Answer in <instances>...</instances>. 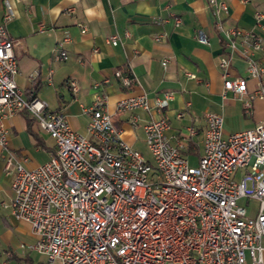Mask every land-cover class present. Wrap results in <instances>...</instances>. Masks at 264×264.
<instances>
[{
  "label": "built area",
  "instance_id": "built-area-1",
  "mask_svg": "<svg viewBox=\"0 0 264 264\" xmlns=\"http://www.w3.org/2000/svg\"><path fill=\"white\" fill-rule=\"evenodd\" d=\"M209 4L216 14L228 12L222 1ZM14 16L6 0L0 23V148L14 193L10 204L2 206H9L17 220L28 222L34 236L22 249L44 255L46 264H264V122L224 135L222 116L205 111L202 154L196 165H190L183 151L197 127L190 125L183 137L172 139L168 118L154 116L168 105L171 93L152 99L145 93L129 95L116 101L113 113L107 96L97 94L83 108L89 115L86 134L78 133L63 112L48 111L44 101L32 92L23 96L17 87L15 43L6 28ZM256 18L262 15L256 13ZM213 27L226 49L218 64L224 91L243 97L247 77L257 81L244 100L249 108L252 99L264 97V66L253 58L264 48L263 38L252 29L226 27L218 16ZM195 38L208 43L202 29L196 30ZM118 40L116 34L106 39L111 44ZM68 41L65 33L56 42V61L67 59ZM238 46L247 63L246 76L230 78ZM114 74L124 86L134 81L129 70ZM68 84L76 93V81ZM136 109L148 115L142 129L152 162L125 141L124 130L113 120L114 114L129 113L128 123L134 127L140 121ZM22 111L55 142L50 158L35 168H26L9 146L4 122ZM182 116L183 112L176 114ZM242 199L258 202L254 215L239 204Z\"/></svg>",
  "mask_w": 264,
  "mask_h": 264
},
{
  "label": "crops",
  "instance_id": "crops-1",
  "mask_svg": "<svg viewBox=\"0 0 264 264\" xmlns=\"http://www.w3.org/2000/svg\"><path fill=\"white\" fill-rule=\"evenodd\" d=\"M5 1L0 0V23ZM8 1L15 11L6 28L15 43L17 87L23 96L32 92L44 101L48 111L63 112L78 133L86 134L89 115L83 108L97 94L107 96L108 109L113 113L116 101L129 95L145 93L152 99L171 93L168 105L154 116L168 118L167 134L172 139L183 137L190 125L197 127L198 133L186 139L183 151L188 160L194 158L196 162L202 154L205 111L222 116L224 135L264 122V97L252 99L249 108L244 105L257 85L255 79L247 77L243 97L224 91L218 64L226 49L221 33L213 27L218 16L226 27L255 30L264 41V0H217L228 6L227 13L218 14L209 0ZM256 13L262 15L259 21ZM197 29L206 33L207 44L196 40ZM65 33L69 35L64 45L68 57L56 61L54 48ZM113 34L119 37L116 44L106 41ZM158 36L161 40H156ZM238 47L232 55L230 78L246 76L247 63ZM253 58L264 66V48L254 52ZM163 59L168 60L165 65ZM117 69L132 73L134 81L130 86H124L115 76ZM70 80L77 83L76 93L68 84ZM262 82L264 88V78ZM179 112H183L181 118L176 117ZM134 113L140 117L134 127L128 123L129 113L113 116L114 123L124 132L132 129L124 138L131 145L136 139L135 131L142 129V123L148 119L142 109ZM4 123L9 146L24 160L26 168L46 162L55 151L53 138L26 111ZM240 175L241 171H237L235 177ZM13 196L11 177L4 173L0 148V264L5 260L13 264H46L44 255L21 248L22 244L32 243L34 236L28 222L17 220L9 206H2L9 205ZM242 200L248 214L254 215L258 202Z\"/></svg>",
  "mask_w": 264,
  "mask_h": 264
},
{
  "label": "rangeland",
  "instance_id": "rangeland-1",
  "mask_svg": "<svg viewBox=\"0 0 264 264\" xmlns=\"http://www.w3.org/2000/svg\"><path fill=\"white\" fill-rule=\"evenodd\" d=\"M130 131H132V129L127 128L123 134V138H125L127 133ZM135 134H136V139L132 144L133 148L138 150L147 160L152 162V156H151V153L147 147L145 136H144V133L142 132L141 127L137 128V130L135 131ZM189 163H190V165H196L197 162L195 161L194 158H189ZM251 202H252V204H255L254 201H251ZM239 204H244V200H239Z\"/></svg>",
  "mask_w": 264,
  "mask_h": 264
}]
</instances>
